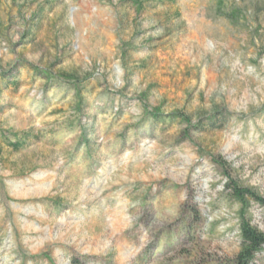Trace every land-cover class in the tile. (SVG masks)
<instances>
[{
  "label": "rangeland",
  "instance_id": "rangeland-1",
  "mask_svg": "<svg viewBox=\"0 0 264 264\" xmlns=\"http://www.w3.org/2000/svg\"><path fill=\"white\" fill-rule=\"evenodd\" d=\"M228 175L264 196V0H0V264H231Z\"/></svg>",
  "mask_w": 264,
  "mask_h": 264
},
{
  "label": "trees",
  "instance_id": "trees-1",
  "mask_svg": "<svg viewBox=\"0 0 264 264\" xmlns=\"http://www.w3.org/2000/svg\"><path fill=\"white\" fill-rule=\"evenodd\" d=\"M14 147L17 148L18 146L14 145ZM221 163L226 164L224 160H221ZM227 178L226 188L240 204L241 213L239 230L242 243L239 253L231 264H255L257 254L264 251V230L252 224L246 214L249 213L253 204H258L264 208V196L254 188L240 184L229 175Z\"/></svg>",
  "mask_w": 264,
  "mask_h": 264
}]
</instances>
